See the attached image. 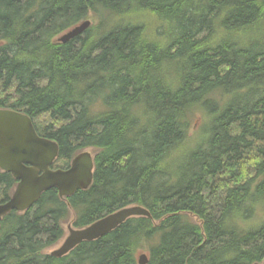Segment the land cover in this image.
I'll return each mask as SVG.
<instances>
[{
    "label": "trees",
    "instance_id": "obj_1",
    "mask_svg": "<svg viewBox=\"0 0 264 264\" xmlns=\"http://www.w3.org/2000/svg\"><path fill=\"white\" fill-rule=\"evenodd\" d=\"M0 108L58 144L52 169L93 158L86 189L1 218L0 264H264V0H0ZM16 183L0 169V203ZM129 205L150 217L46 250Z\"/></svg>",
    "mask_w": 264,
    "mask_h": 264
},
{
    "label": "water",
    "instance_id": "obj_2",
    "mask_svg": "<svg viewBox=\"0 0 264 264\" xmlns=\"http://www.w3.org/2000/svg\"><path fill=\"white\" fill-rule=\"evenodd\" d=\"M90 26L83 20L57 37L66 42ZM58 155V144L40 136L32 119L25 113L0 108V169L17 180L10 197L0 203V220L11 210L24 211L32 207L41 194L55 188L60 197L86 189L92 182L93 158L88 150L76 154L65 168L52 169ZM132 216L150 217V212L140 205H129L114 210L81 228L67 225L68 234L49 254L61 257L82 241H91L110 232ZM147 255H138V264H146Z\"/></svg>",
    "mask_w": 264,
    "mask_h": 264
},
{
    "label": "rangeland",
    "instance_id": "obj_3",
    "mask_svg": "<svg viewBox=\"0 0 264 264\" xmlns=\"http://www.w3.org/2000/svg\"><path fill=\"white\" fill-rule=\"evenodd\" d=\"M189 125L190 126H189L188 136L191 138V140L193 139V141H191V143L188 144L187 149L194 146L201 138L205 136V127L207 123L203 119L202 113L199 110H197L191 116ZM261 210H262L261 207H257L255 209L253 217L249 220L250 223L257 222L261 218L263 214V211ZM67 225H69L67 222L63 223V231H64L63 237L57 243L53 244L48 249H46L48 252L58 247L59 244L62 242V240L66 237V235L68 234Z\"/></svg>",
    "mask_w": 264,
    "mask_h": 264
}]
</instances>
